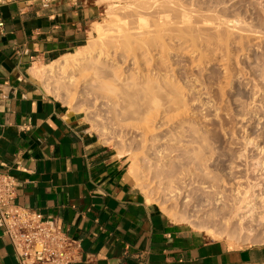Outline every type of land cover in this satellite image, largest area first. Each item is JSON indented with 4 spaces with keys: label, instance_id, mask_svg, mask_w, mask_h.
Returning <instances> with one entry per match:
<instances>
[{
    "label": "rangeland",
    "instance_id": "1",
    "mask_svg": "<svg viewBox=\"0 0 264 264\" xmlns=\"http://www.w3.org/2000/svg\"><path fill=\"white\" fill-rule=\"evenodd\" d=\"M142 1L104 3L101 20L91 26L84 42L85 45L94 40L91 33L100 37L109 28H118L122 23L131 26L144 22L147 26L140 30L146 31L155 27L156 20L165 21L161 36L149 35L151 41H155L151 50L138 51V65L129 51L124 52L126 50H119L120 53L117 51L105 60L124 63L119 67L120 72H125L122 77L134 73L133 79L138 78L135 84L141 88L139 93L125 94L129 90L124 88L119 93L116 84L117 92H113L110 89L114 87L102 85L105 77L97 79V84L92 71L75 68L69 71H75L78 78L70 87L73 96H77L73 99L74 108L80 105L85 108V103L90 101L94 105L88 106V113L81 112L82 107L81 110L73 109V104L69 108L80 114L92 132L95 128L91 129L87 116L99 118L108 134L104 139L112 141L109 146L126 156L130 167L136 163L143 178V183L137 185L146 197L152 188L151 192L159 199L149 202L159 205L167 215L170 211H179L193 215L195 221L212 224L215 219L203 215L218 210L204 211L205 208L194 207L190 190L193 188V194H200L207 183L193 181L191 184L189 176L192 173L201 175L204 167V171L209 170L207 173L216 174L217 180L221 178L217 185H222L219 181L226 177L227 182L233 175L235 177L234 166L243 163L253 182L261 179V171L253 164L258 159L264 161V149L260 151L264 148V0H173L167 7H164L166 0ZM115 72L122 74L119 70ZM122 77L117 81L127 82L124 81L126 77ZM146 78H151L150 82L156 79L157 86L167 84V87L152 90L153 86L150 89L148 84L146 88ZM86 82L93 83L89 88L95 89H91L89 95H82L79 91ZM52 86H44L46 92L62 101L63 91L55 92ZM97 89L107 91L111 99L103 92L108 99L103 100V94ZM92 92L102 96L101 100L95 101ZM99 103L106 105L101 114L96 108ZM191 133L196 134L191 139L198 140L192 141L194 144L187 142ZM178 140L184 141L181 147H177ZM249 140L253 142L248 144ZM147 147L153 149L150 151L153 156H146ZM169 162L173 164L168 166ZM167 172L174 175L170 181L165 178ZM182 173L190 185H186L182 195L177 197L168 188L181 179L177 177ZM210 187L206 189H212ZM184 193L189 196L183 198ZM256 222L248 223L253 225L252 233L229 227L217 230L216 236L206 234L233 245L264 244V223Z\"/></svg>",
    "mask_w": 264,
    "mask_h": 264
},
{
    "label": "crops",
    "instance_id": "2",
    "mask_svg": "<svg viewBox=\"0 0 264 264\" xmlns=\"http://www.w3.org/2000/svg\"><path fill=\"white\" fill-rule=\"evenodd\" d=\"M0 0V172L15 203L57 218L79 241L75 264H264V244L233 245L173 222L119 155L32 68L84 45L98 0ZM92 129V128H91ZM0 264H21L0 226Z\"/></svg>",
    "mask_w": 264,
    "mask_h": 264
},
{
    "label": "bare ground",
    "instance_id": "3",
    "mask_svg": "<svg viewBox=\"0 0 264 264\" xmlns=\"http://www.w3.org/2000/svg\"><path fill=\"white\" fill-rule=\"evenodd\" d=\"M116 2H117V0H98L99 4L100 3H102V4L106 3V4L110 5V4H113ZM143 2L144 3H150L149 0H143L142 3ZM169 2H173V0H166L164 7H167V4ZM184 17L185 16H182V18H184ZM164 22L165 21L156 20L154 22L155 27H153L152 29H148L146 31H141L140 28L147 26V23L136 22V23L132 24L131 26L126 24V23H122L121 25H118V28H113V27L109 28L107 30V33L100 36V37L92 35V33H91V36H93L94 40H92L89 44H85V45L81 46L77 51L70 52V53L68 52L67 54H64L63 56L56 58V59H54L48 63L37 65V66L32 68V72L37 78L40 79V81L44 84L45 87L46 86L48 87L49 85H53L52 88L54 89L55 92H59V91L62 92L63 91V96L61 98L63 99L62 101L68 107H69V105L71 106L73 104V107L71 106L73 109H76V110L82 109L81 112L83 111L85 113H88V111H87L88 106L94 105V103H92L93 101H90L89 103H85L87 106L85 108H83L84 105H80L79 107L77 106L74 108V105H75L74 102L75 101L73 99L75 97L77 98V96L76 95H75V97L73 96L74 94L71 91L70 87H71V85L76 83L75 81L78 78L76 77L75 71L73 73H69V71L70 70L72 71V69H75V68L76 69L79 68L80 71L81 70L92 71V73H94V76H96V83L97 84H98L97 79L102 80L103 79L102 77H105L103 80L105 82H103V84L102 83L101 84L108 86L110 88L114 87L116 84L117 89H119V93L122 90V88H124L125 90L126 89L129 90L128 91L129 93L124 91L123 93L126 92L125 94H133V91H134V93H139V90L141 88L138 87L137 83L135 84V82H136L135 80H136L137 76L135 79H133V77H135L134 73H127V74H125L126 78L122 77V75L125 73V72L124 73L120 72L119 67H121L122 62L119 63L116 59H114V61L116 60L118 63L117 62H115V63L114 62H108V61L105 62V60L107 58H109L111 55L116 54L117 51L119 52V50H123V51L126 50L124 52L129 51L134 57L133 58L134 63L138 65V63H139L138 58H137L139 56L138 51L141 49H146L148 51L151 50L152 45L155 43V41L152 42L151 38H149V35L151 33H155L156 35L161 36V33L163 32V27H161V26L164 24ZM165 27H166V25H165ZM124 52H123V54H125ZM125 57L127 58V55ZM118 60H120V59H118ZM129 60L131 61V59H129ZM113 68H115V69H113ZM114 70L115 71L119 70V73H122V74L119 75L118 72H115ZM127 72H128V70H127ZM67 73H69V74H67ZM119 76H121L123 79L125 78L124 81L127 80V82L124 83L122 80L117 81V78L121 79V77H119ZM106 78H110V79L108 80ZM146 80H147V81H145L147 84V85L145 84L146 88L148 87V84H150L148 88L153 86L152 90H160L161 88L167 87V84L162 85L161 82H160L161 85L157 86V84L159 82L157 83L156 79H155L156 82L155 81L153 82V79H152L153 83L150 82L151 78H149V79L146 78ZM121 81L124 84L123 83L121 84L120 83ZM99 83H100V81H99ZM155 83H157V84H155ZM92 84H90L89 82H86V86L81 87L79 92H81L82 95L91 94V91H93L91 89H95L92 87L89 88V86L94 85V84L93 85ZM119 85L123 86V87H120ZM134 85H135V87H134ZM98 86H100V85H98ZM94 87H96V86H94ZM131 87H132V89L133 88L134 89L132 90ZM136 87H138V88H136ZM101 88H102V86H101ZM135 88L137 90H135ZM117 89L114 87L110 90H112L113 92L114 91L117 92L116 91ZM96 91L94 93H97ZM122 91H121V93H122ZM99 92H101V94H103V92H104V93L108 94L109 96L107 97V95L104 96L105 94H103L104 98H102V96H100V95L95 96L94 93L92 92L93 95L95 96V101L101 100V98L103 100H106L107 98L111 99V95L109 93H107V91H105V90L101 91V89H100ZM108 92H110V91H108ZM96 108H97V113L101 114L102 113L101 111H103L104 108H106V105L99 103ZM71 111L74 112V110H71ZM87 117H88V120L90 121V123L92 124V127H93L92 129L95 128L94 130L95 131L97 130L96 133L100 135V137L102 138V141L105 144L109 145L112 141L104 139V138H107L108 134H107L106 128L101 127V123L99 121V118L90 116L89 114ZM194 132H196V131H194ZM189 136L191 139V137H193V138H194V136L196 137V134H192ZM193 138L191 140L190 139L187 140V142H192L194 140ZM197 138H199V137L197 136ZM195 140H196V138H195ZM197 141H193V142H197ZM178 142H179V145L177 147H181L182 146L181 142H184V141L178 140ZM247 142H248V144H251L253 141L249 140ZM193 148H196V147L193 146ZM263 149L264 148L261 147L260 151L263 152ZM152 150H153L152 148L147 147V149L145 151L147 154L146 155L147 157L153 156V153L150 152ZM159 153H160V151H159ZM258 160L253 164L255 166V168H259V171H261V174L259 176V178H261V179L258 180L257 182H253L250 179V177L247 174L248 169L245 168L246 165H244L243 163L234 166V168H236V169H234L232 171L233 172L235 171V173H236L235 177H233L234 176L233 175L232 178L230 180H228L227 182H225L226 177L224 178L223 181H221L222 179L219 178V179H221L219 182H222V185H217L219 179L217 180L216 176H214L216 174H213L212 172L211 173L213 175L210 173H207L206 171L208 169H205L206 171H204V167H203V170L201 171V172H203L202 174L200 173V171H198L201 175L194 176L195 174H197L194 172L189 176L190 177L189 182L191 184L193 181H196V182H200L203 184L207 183L206 188H208L210 186L212 187V189H210V190L203 188L204 190L200 194H193V190H192L193 188L190 190V192L192 194V195H190V197H192L195 200V203H194L195 206L194 207H197L199 210H202L205 208L204 211H206L208 209L212 210L213 208H216V210H218V212H216V213L208 212V213L203 215L205 217L214 218L215 221L212 224L195 221L196 218H193V215L181 213L179 211H170L168 213L169 218L175 223L188 224L190 226L195 227L198 230H201L205 233H208L211 236H216L215 233L217 232V230H220L221 228H227L228 229L229 227L234 228V231L237 228H241V229H245L248 232L252 233L253 230L251 227H253V225L252 224L249 225L248 223H254L256 221H258V223H261V222L264 223V161H261V160L258 161ZM135 164L136 163L134 162L131 165L130 172L134 176V178L137 180V182L143 183V178L141 177L140 172H139V170ZM172 164H173V162H169L167 165L169 166ZM197 169H199V168H197ZM164 174H165V178L169 181L174 176L171 172H167ZM185 176L186 175L183 173L178 175L177 179H180V178L181 179L178 180L175 184L171 183L169 185L168 189L172 190V192H175L177 197L182 195L186 185H188V186L190 185V183L187 182V179L185 178ZM229 181H230V183H229ZM256 187H257V189H256ZM152 190L153 189L150 188L147 191L148 192L147 193L148 194L147 195L148 201L159 200L158 197L155 196V193L151 192ZM258 190L261 192L257 193ZM187 196H189V194L184 193L183 198L187 197ZM209 218H207V219L209 220Z\"/></svg>",
    "mask_w": 264,
    "mask_h": 264
},
{
    "label": "built area",
    "instance_id": "4",
    "mask_svg": "<svg viewBox=\"0 0 264 264\" xmlns=\"http://www.w3.org/2000/svg\"><path fill=\"white\" fill-rule=\"evenodd\" d=\"M49 6L48 0L44 3ZM16 178L0 172V226L21 264H75L82 257L78 240L69 236L57 218L41 215L15 203Z\"/></svg>",
    "mask_w": 264,
    "mask_h": 264
}]
</instances>
